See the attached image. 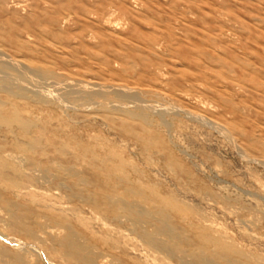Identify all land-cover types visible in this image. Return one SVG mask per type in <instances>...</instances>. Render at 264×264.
Wrapping results in <instances>:
<instances>
[{
  "label": "rangeland",
  "instance_id": "374dc122",
  "mask_svg": "<svg viewBox=\"0 0 264 264\" xmlns=\"http://www.w3.org/2000/svg\"><path fill=\"white\" fill-rule=\"evenodd\" d=\"M0 264H264V0H0Z\"/></svg>",
  "mask_w": 264,
  "mask_h": 264
},
{
  "label": "bare ground",
  "instance_id": "6f19581e",
  "mask_svg": "<svg viewBox=\"0 0 264 264\" xmlns=\"http://www.w3.org/2000/svg\"><path fill=\"white\" fill-rule=\"evenodd\" d=\"M2 1H5V0H2ZM6 5V4H5ZM112 23V22H111ZM185 24V23H184ZM215 48V47H214ZM202 51V50H201ZM205 53V52H204ZM81 85H82V83H81ZM83 86V85H82ZM83 88V87H82ZM87 89V88H86ZM82 90V89H81Z\"/></svg>",
  "mask_w": 264,
  "mask_h": 264
}]
</instances>
